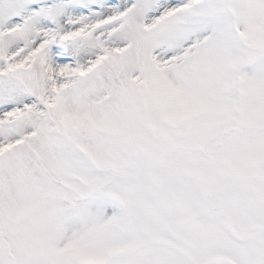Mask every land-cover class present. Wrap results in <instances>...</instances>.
I'll use <instances>...</instances> for the list:
<instances>
[{"label":"snow or ice","instance_id":"1","mask_svg":"<svg viewBox=\"0 0 264 264\" xmlns=\"http://www.w3.org/2000/svg\"><path fill=\"white\" fill-rule=\"evenodd\" d=\"M0 264H264V0H0Z\"/></svg>","mask_w":264,"mask_h":264}]
</instances>
